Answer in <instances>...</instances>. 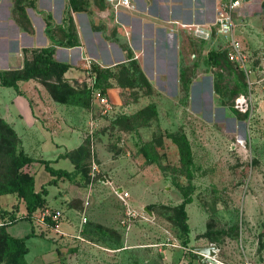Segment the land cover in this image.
Segmentation results:
<instances>
[{
  "label": "rangeland",
  "instance_id": "1",
  "mask_svg": "<svg viewBox=\"0 0 264 264\" xmlns=\"http://www.w3.org/2000/svg\"><path fill=\"white\" fill-rule=\"evenodd\" d=\"M68 11L67 0H37L36 9L28 0H0V71L20 70L31 50L50 45L40 12L52 16L55 41H63L66 31L60 27ZM110 13L94 16L92 25L98 20L112 25V8ZM77 14L72 19L82 40V59L73 66V76L55 73L52 80L76 89L81 105L72 99L56 102L49 81L41 78L19 82L21 95L0 86V120L16 134V152L68 173L46 186V205L60 211L71 230L65 232L62 225L65 235L51 231L28 238L27 263L202 264L197 249L214 246L215 264H264V0H242L233 21L234 38L252 69L250 79L224 60H210L208 52L227 46L225 40L215 37L201 44L188 33L180 35L174 74L170 68L157 74L161 68L156 63V73L149 77V64L138 62L144 79L136 70L121 67L123 59L104 63L100 44L102 60L95 59L87 39L89 19L83 22ZM64 49L71 48L55 47L53 59L70 66L57 57ZM94 68H108L111 74L106 81L108 111L89 94ZM182 68L190 81L186 95ZM174 132H182L192 150L190 182L182 176L177 147L168 137ZM5 137L0 124V192L11 188L15 175ZM146 144L158 154L156 163L142 156ZM18 173L33 175L36 190L51 179L39 163ZM124 192L126 206L135 213L129 224H123L125 206L119 195ZM184 192L191 198L185 207L187 244L174 227ZM20 211L24 202L15 193L0 194V224L9 214L21 216ZM80 214L88 221L77 238ZM32 227L22 220L7 232L24 238ZM161 243L176 247H156ZM1 251L0 264H10Z\"/></svg>",
  "mask_w": 264,
  "mask_h": 264
},
{
  "label": "trees",
  "instance_id": "2",
  "mask_svg": "<svg viewBox=\"0 0 264 264\" xmlns=\"http://www.w3.org/2000/svg\"><path fill=\"white\" fill-rule=\"evenodd\" d=\"M28 1L30 3V6L33 9H36L37 0ZM67 2L69 11L64 15L61 22L62 25L60 27L61 29H64L66 31L64 34V40L58 42L55 41L52 16L50 14H44L43 12H40L45 24V34L51 42L50 45L45 48H40L39 50H31V58H23V65L20 70L0 71V86L5 88H12L18 95H21L18 88L19 82H26L32 79L41 78L43 80L49 81L48 88L53 99L56 102L66 104L70 103L69 101L70 99H72V104H82L80 98H78L79 93L76 91V89L72 88L68 84L63 85L59 81L52 80L53 77H55V73L58 76H61L70 69L69 65L60 63L53 59L55 47H80V42L75 32L76 28L74 26L70 12H72V14L84 12L86 11L85 5H88V3L86 2V0H67ZM97 3H99L100 5L101 3L105 4L106 2L105 0H99V2ZM214 37L215 34L213 33V39ZM199 42L201 44L205 43V41ZM122 48L125 52V61L121 64V67L127 70H136L139 75L146 79L138 63L139 61L137 60V58H135L131 49L127 45L122 46ZM228 51V47L225 46L212 52L209 51L208 56L210 57V60L215 61V63L217 62V60H224L225 62L233 66L234 69L237 70L239 74L243 76V78H245L244 73L228 59ZM117 65L115 67H117ZM186 70V68H182L179 71L182 92L184 95L187 94L190 83L187 77ZM93 72H96L93 90H98L102 94L107 95V89L109 86L106 84V81L111 77L108 68H105L104 70L94 68ZM89 94L91 96L92 92H90ZM0 124L6 129L7 137H5V141L3 142H6L7 144L5 146V152L10 159L12 172H14L15 174L14 179L10 184L11 188L3 190L2 192H0V194L12 192L16 194L17 198L22 199L24 202V211L22 213L19 212L21 216L9 214L4 218L5 222L0 224V238L3 241V246L0 248V251L2 250L1 253L4 252L11 258L10 264H28L25 259V256L28 252L26 240L30 237L39 235L41 236L42 234L44 235L45 233H50L51 231H53V223L48 218L46 219V225L43 226L37 223V217L39 216L40 212L45 209H49L52 212L58 211L46 205V196L48 194L46 186L53 185L59 178L68 177V173L65 170H54L49 167L48 161L29 157L25 155V153H23L21 150L19 152H16V134L11 128L8 127V125L4 121L0 120ZM168 137L177 147L180 168L182 169V176L190 182L193 177L194 161L189 141L182 132L171 133ZM151 151L153 150L148 144L141 147V153L144 159L150 163H156L158 161V154L155 152L152 153ZM34 163L42 164L44 166L45 172H47L51 176V179L46 184L41 185L39 187V190H36L35 188V180L33 175H21L18 173L22 168L31 166ZM190 203L191 198L187 193L184 192L183 200L178 207V218L176 220L177 223L174 226L185 237L183 239V242L185 244L188 243V235L190 232L187 224L185 207ZM22 220H26L33 224L31 232L28 233L24 238H16L9 235L7 232V228ZM34 224L39 227V233L36 230V226Z\"/></svg>",
  "mask_w": 264,
  "mask_h": 264
},
{
  "label": "crops",
  "instance_id": "3",
  "mask_svg": "<svg viewBox=\"0 0 264 264\" xmlns=\"http://www.w3.org/2000/svg\"><path fill=\"white\" fill-rule=\"evenodd\" d=\"M228 1L130 0V8L114 11L112 25L106 22L101 23L100 20L94 22L95 26L92 25L91 20L94 16L99 14L111 15L110 8L112 7L106 3L98 4V7L90 4L85 5L86 11L76 16L83 22L89 19L88 26L86 25L88 30L87 39L94 47H91V55L95 59H104L102 60L104 63H109L113 58L125 61V52L120 45V43L124 44L122 40L125 39L126 45L131 49L139 63L141 65L149 64L146 74L152 77L156 73L153 68L156 63L161 68V71L157 72L159 75L165 74L168 68L173 71V74L176 71L178 50L182 45L180 35L181 33H188L183 30L182 25L207 26L213 24L218 12L224 3ZM72 16L74 17V13ZM109 27H111V31L108 35ZM111 36H113V41L109 39ZM79 42L82 44L81 38ZM96 44H100L104 58L98 52ZM81 47L56 52L60 60L70 61L71 67L67 72L68 75H74L75 69L73 66L77 65L82 59L83 55L79 51ZM140 53H143V61ZM62 225L65 232L71 230L69 229L71 225L68 222H61L60 226Z\"/></svg>",
  "mask_w": 264,
  "mask_h": 264
},
{
  "label": "built area",
  "instance_id": "4",
  "mask_svg": "<svg viewBox=\"0 0 264 264\" xmlns=\"http://www.w3.org/2000/svg\"><path fill=\"white\" fill-rule=\"evenodd\" d=\"M105 2L110 5L114 11H119L121 9L130 8V0H105ZM241 0H229L224 3L220 11L218 12L215 22L211 25H182L183 30L187 31L193 38L199 41H211L213 40V33L215 37L225 40L227 43L228 59L234 63L245 75L246 78L250 79L252 77V69L249 66L248 56L243 48V46L234 38V16L236 11L240 8ZM214 37V38H215ZM92 97L97 101V103L105 110L110 109L109 100L106 95L102 94L98 90H92ZM120 199L125 206L123 215V224H129L132 219L135 218V213L126 206L125 200L128 198L127 193H121ZM49 219L53 223V231L56 234L65 235L60 231L59 226L62 222L63 216L59 211L52 212L49 209H45L40 212L37 217V223L39 225H46V219ZM87 223V218L80 214L79 226L77 230V238H80L81 227ZM171 246L176 247L174 243L167 244L161 243L157 244L156 247Z\"/></svg>",
  "mask_w": 264,
  "mask_h": 264
},
{
  "label": "water",
  "instance_id": "5",
  "mask_svg": "<svg viewBox=\"0 0 264 264\" xmlns=\"http://www.w3.org/2000/svg\"><path fill=\"white\" fill-rule=\"evenodd\" d=\"M198 259L202 262V264H215L216 262L213 260L215 257V247L210 246L206 248H198L196 253Z\"/></svg>",
  "mask_w": 264,
  "mask_h": 264
},
{
  "label": "bare ground",
  "instance_id": "6",
  "mask_svg": "<svg viewBox=\"0 0 264 264\" xmlns=\"http://www.w3.org/2000/svg\"><path fill=\"white\" fill-rule=\"evenodd\" d=\"M213 260L216 262L215 258H213Z\"/></svg>",
  "mask_w": 264,
  "mask_h": 264
}]
</instances>
